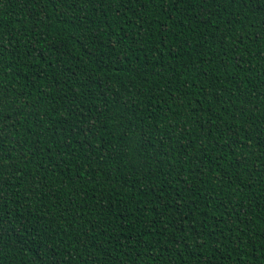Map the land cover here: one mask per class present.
Segmentation results:
<instances>
[{"label":"trees","instance_id":"trees-1","mask_svg":"<svg viewBox=\"0 0 264 264\" xmlns=\"http://www.w3.org/2000/svg\"><path fill=\"white\" fill-rule=\"evenodd\" d=\"M0 264H264V0H0Z\"/></svg>","mask_w":264,"mask_h":264},{"label":"snow or ice","instance_id":"snow-or-ice-1","mask_svg":"<svg viewBox=\"0 0 264 264\" xmlns=\"http://www.w3.org/2000/svg\"><path fill=\"white\" fill-rule=\"evenodd\" d=\"M0 128H2V118H0Z\"/></svg>","mask_w":264,"mask_h":264}]
</instances>
